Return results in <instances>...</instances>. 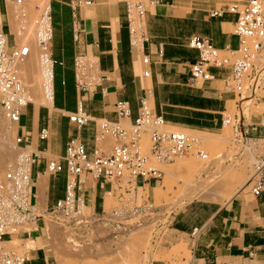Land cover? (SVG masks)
<instances>
[{
  "label": "crops",
  "instance_id": "obj_1",
  "mask_svg": "<svg viewBox=\"0 0 264 264\" xmlns=\"http://www.w3.org/2000/svg\"><path fill=\"white\" fill-rule=\"evenodd\" d=\"M128 1L95 0L84 11L81 7H70L68 0H48L49 39L45 59L48 78L40 82L41 87L46 85V91L42 88L33 103L27 100L31 105L21 110L19 122L36 151V163L30 167V206L37 204L40 178L46 180L42 213L63 196L64 190L63 171L45 178L44 155L59 159L71 139L82 143L88 154L96 147L92 123L77 127L66 118L65 114L74 112L78 105L93 119L114 122L117 118L113 105L122 100L127 103L131 122L137 114L139 98L147 89L153 112L166 125L210 132L222 128L226 104L234 100L233 94L222 87L227 71L210 69L212 80L199 86L188 85V66L198 58L197 51L186 46L190 36L206 38L219 51L237 49L238 40L233 33L235 14L224 11L225 0H141L145 12L140 50L129 45ZM4 11L0 0L1 31L5 26ZM213 11L220 15L211 16ZM48 53L52 61L51 89ZM88 53L87 61L80 60L77 64V78L85 73H97V77L88 82L84 92L76 91L74 61L79 55L86 58ZM142 56L148 58L147 78L141 75ZM239 124L247 138H264V112L250 116L248 122L241 118ZM41 128L47 130L45 141L37 139ZM85 185L88 208L97 211L103 190L98 189L96 182ZM193 228L198 234L192 240ZM168 231L167 238L191 239L188 264H264V193L253 197L250 190H243L224 205L184 209L173 214ZM32 238L36 240V248L23 264H51L54 259L46 239L40 235ZM173 245L177 251L183 247L178 240Z\"/></svg>",
  "mask_w": 264,
  "mask_h": 264
},
{
  "label": "built area",
  "instance_id": "obj_2",
  "mask_svg": "<svg viewBox=\"0 0 264 264\" xmlns=\"http://www.w3.org/2000/svg\"><path fill=\"white\" fill-rule=\"evenodd\" d=\"M95 0H68L72 8H89ZM156 2V0H149ZM20 0H16V5ZM224 11L235 14L233 33L238 45L235 51H219L211 46L204 37L190 36L186 46L198 53V58L188 66V85L199 86L212 80L210 69L227 71L222 83L225 91L240 99L245 91V82L254 74V61L264 51V0H225ZM145 9L141 0H130L127 3L126 22L129 45L140 50L144 40L142 18ZM211 16H219L213 11ZM21 21V22H20ZM22 27V20H19ZM49 27L47 40L40 45L48 51ZM46 45V46H45ZM6 35L0 30V114L9 127L16 155L12 161L0 169V264H23L28 260L25 250L12 251L2 246L16 236H26L37 232L29 230L28 224L41 221V215H34L29 205V186L31 184L30 167L36 163V152L29 144V135L19 127L21 110L29 103L24 99L25 87L18 77L16 65L27 53L24 45L13 46L9 52L4 50ZM220 53H223L222 55ZM50 89L52 82V61L49 58ZM85 59L79 55L74 61L76 91L84 92L87 84L82 76L77 78V64ZM79 60V61H77ZM140 63L144 67L143 78L148 77L146 66L148 58L142 56ZM247 86V85H246ZM116 121L93 119L78 105L74 112L67 113L71 124L82 127L92 123L96 130L93 140L102 141L103 135H109L114 145L107 152L95 147L90 154L85 146L77 140H69L59 159H46L44 169L54 176L64 172L63 196L45 212L48 221L57 225L64 234L65 243L74 250L86 240L101 243L108 239L125 236L142 227H151V233L163 228L169 229L173 213L165 206H155L152 202H136L137 186H149L162 178V172L154 164L170 163L176 158L192 155L201 162H208L207 154L197 136L182 130L167 129L161 116L155 114L149 101V90H143L135 118L129 121L127 103L115 101ZM120 121H126L122 124ZM233 121V123H231ZM235 133L232 141L252 153L251 174L246 185L250 194L257 197L264 193V138H247L244 127L236 117L222 115L221 126L230 125ZM97 129L99 133L97 134ZM46 128L38 131L37 139L45 141ZM147 137L146 149L142 137ZM250 141L253 151L250 149ZM97 183L103 190L99 209L88 208L85 196V183ZM110 196L113 205L104 208L103 198ZM63 224L59 226V221ZM43 236L48 240L46 229L40 227ZM38 233V232H37ZM198 230L193 228L190 238L193 240ZM51 264H56L52 261ZM184 264H188V261Z\"/></svg>",
  "mask_w": 264,
  "mask_h": 264
},
{
  "label": "rangeland",
  "instance_id": "obj_3",
  "mask_svg": "<svg viewBox=\"0 0 264 264\" xmlns=\"http://www.w3.org/2000/svg\"><path fill=\"white\" fill-rule=\"evenodd\" d=\"M6 1L2 0L5 10V26L4 30H2V33L6 35V46L4 47V50L9 52L13 44L15 46H26V44H24V42L21 44L20 41H16L17 39H15L16 37L13 33V31L16 29L14 24L15 22L11 23L12 26L14 25V29H12V26H10L11 29L9 28L8 13L10 12L7 10L8 6H6V4L8 2ZM81 9L86 11L90 8L81 7ZM46 14L45 11L41 9V7L38 9L34 8L30 12L32 17L37 15L36 17L40 19V22L42 21V23L46 20ZM36 21L38 22V20ZM40 22L39 26L41 24ZM44 24L45 28L43 27ZM44 24H41L44 29H40V32L44 36L45 40H43L46 41V23L44 22ZM41 42H43L42 39ZM40 48L42 49L43 54L40 52L37 55H45L46 49L42 46ZM220 54L222 55L223 53ZM37 55L35 53V56ZM88 56L89 53L87 54L86 58L82 60L87 61L89 58ZM32 61L33 57L30 54V56H27L22 61L24 62L22 63L24 68L22 67L21 63L14 65V68L18 77L24 83V96L29 102L33 103V101L36 100L34 97H38L42 93V87L40 86L41 81L38 76L39 74L37 71L35 72L34 70H30L32 68L28 66L29 64H27H31ZM25 62L27 63L25 64ZM254 66V74L251 75V77L245 82L246 89L243 92L242 97L240 99L235 98L232 101H228L226 104L224 116H229L231 119L236 117L237 122H239L241 118H245L246 122H248L250 116L264 112V103H262V97H264V51L261 52L256 58L254 61ZM96 77L97 73H85L81 79L85 80L87 83L94 82ZM120 123L127 124L126 121H120ZM231 123H233V121H231ZM231 123L230 125L223 126L219 130L210 132L190 130L175 126L170 127L167 125V129L170 130H182L194 136H199L198 138L210 137L211 139L216 140L215 142H207L202 139V141L205 142L204 144L202 143L203 149L205 150L209 161L201 162L195 159L192 155H186L183 156L182 159H189L192 157L194 159L193 161L196 160L195 163L191 162L190 164L192 165L180 167L177 168V170H171L169 173L166 172V169L170 166V163L155 164L158 169L163 171V179L158 182L151 183L149 186H137L135 193L137 204L142 200H147L152 202V204L155 206H165L168 212L176 214L180 211H183L184 209L194 206L198 207L200 205L209 204L224 205L227 204L230 199L237 194V192L243 190L248 191L249 186H246V181L251 174V165L253 163L252 153L232 141L235 133L233 132ZM98 133L99 130L97 129V134ZM146 139V136L142 137V141L144 140V143L147 144ZM251 142L252 141H250L248 144H250V149L253 151V144H251ZM113 145L114 142L112 138L106 134L103 135L102 141L96 144V146L104 152L109 151ZM44 156L47 159H50L49 156ZM47 175L48 174L46 172L44 175L45 178ZM205 180H209L207 187H211L210 189L213 188V190L217 192L216 195L218 197L213 195L209 198V196H206L202 191H199L198 194L189 197L188 194L195 190L194 187L199 186L201 182L203 183ZM220 189H222V191L224 189L225 192L222 193ZM228 191H233L236 193L228 199V193H226ZM44 192L45 191L42 192V195L39 193L38 200L36 199V206H32L34 213L36 215L40 214L42 216L41 221L27 225L29 230L37 228L38 233L35 232L34 234H30L28 237H13L12 239L14 240L12 243L3 246L5 249L17 252L20 250H25L27 255H30L31 251L36 248V240H34L32 237L40 235L42 239H45V237L42 235L43 232L40 229V227H44L47 230L46 233L49 231L47 234L49 241L46 240L49 245L47 248L50 249V253L52 254L56 264H147L153 261H162L168 264H184L189 260L190 254L188 250L192 246L191 239L189 237L167 238L166 235H168L169 231L165 228L152 234L151 227H142L125 236L105 240L101 243V245L96 242L86 240L79 246V248L72 250L65 243L64 234L57 228L56 225L48 221V217L45 212H41L43 210L42 204ZM103 201L104 208H110L113 205V199L106 194L103 198ZM61 224H63V222L60 220L59 226H61ZM174 240H178L182 243L183 247L178 251L173 245ZM37 241L39 242L38 238ZM179 254L181 255L179 256Z\"/></svg>",
  "mask_w": 264,
  "mask_h": 264
},
{
  "label": "bare ground",
  "instance_id": "obj_4",
  "mask_svg": "<svg viewBox=\"0 0 264 264\" xmlns=\"http://www.w3.org/2000/svg\"><path fill=\"white\" fill-rule=\"evenodd\" d=\"M6 1V0H5ZM6 2H8L7 4H6V6H8V8H7V10L10 12V13H8L9 14V20H8V22H9V28H10V26H12L11 25V23H13V22H15L14 24H15V30L13 31V33H14V36L16 37L15 39H17L16 41L18 42V41H20L21 42V44L24 42V44H26V47H27V50H28V53H27V55L24 57V58H22L18 63H21V65H22V63H24V62H22L27 56H30V54H31V56L33 57V61L31 62V64L30 63H27V62H25V64L27 63V64H29L28 66H30L32 69H30V70H34L35 72L37 71V73L39 74L38 76H40L41 77V82L43 83V81H45L46 80V78H48V76H47V70H48V68L46 69V67H48L47 65H46V67H45V64H47V61H45V59L47 58L46 56V53H47V51L45 50V55H37V54H39L40 52H41V54H43L42 53V49L40 48L41 47V45H40V43H41V39H42V41L44 42V36H43V34H41V32H40V29L41 30H43L44 28H45V24H44V22L46 23V39H47V28H48V26H47V17H46V20L42 23V21L40 22V19H38L36 16H34V17H32V15H30V12L35 8H40L41 7V9L43 10V11H45V14H46V12H47V4H48V0H20V4L19 5H16V0H7ZM39 17V16H38ZM19 20H22V27H20V22H19ZM36 20H38V22L36 21ZM39 22L43 25V27L41 26V24H40V26H39ZM16 23H17V26H16ZM14 26V25H13ZM12 26V27H13ZM43 28V29H42ZM11 29V28H10ZM12 29H14V27L12 28ZM11 31V30H10ZM44 32V33H45ZM44 39V40H43ZM17 45V44H16ZM35 53H36V55L37 56H35ZM34 54V55H33ZM39 56V57H38ZM35 57V58H34ZM18 63L16 64V65H18ZM22 67L24 68V66L22 65ZM30 67H28V68H30ZM27 68V67H26ZM15 69V68H14ZM47 81V80H46ZM49 81V80H48ZM44 85V84H43ZM48 85V84H47ZM44 86H46V85H44ZM42 87V88H44V90H45V87ZM46 91V90H45ZM24 96V95H23ZM24 99L27 101V99H26V97L24 96ZM42 99V98H41ZM45 99V98H44ZM40 100V99H39ZM43 100V99H42ZM28 102V101H27ZM29 103V102H28ZM38 103H39V101H38ZM168 126H170V127H174V126H172V125H168ZM203 135H205V134H203ZM196 136V135H195ZM199 137V136H198ZM215 138V137H214ZM200 139V143H201V146H202V148H203V144L205 143L204 141H207V142H215L216 140H213V139H211L210 137L209 138H207V137H200L199 138ZM202 139L204 140V141H202ZM143 143H142V145H143V147L146 149V147H147V144L146 143H144V140L142 141ZM203 143V144H202ZM16 155V150L14 149V147H13V143H12V139H11V137H10V133H9V127H8V125H7V123H6V121L4 120V118H3V116L0 114V169H3V167L5 166V164L6 163H8V162H10V161H12V159L14 158V156ZM194 159L192 158V157H190L189 159H182V157L181 158H176V160L174 159L172 162H170V166L169 167H167V169H166V172L167 173H169L171 170H177V168H180V167H184V166H189V165H192V164H190L191 162L193 163H195V161H193ZM158 164H163V163H158ZM165 164H168V163H165ZM155 165V164H154ZM193 167V166H192ZM161 170V169H160ZM161 172L163 173V171L161 170ZM164 175V174H163ZM230 175V174H229ZM238 175V174H237ZM207 176V175H206ZM231 176V175H230ZM40 177V176H39ZM189 177V176H188ZM185 178V177H184ZM161 179H163V176H162V178ZM181 179H183V178H181ZM207 180V179H206ZM204 181L203 183L201 182V184L200 183H198V184H200L199 186H196V187H194V191H191V193H189L188 195H189V197H192V196H194V195H196V194H198V192L199 191H202L206 196H209V198H210V196H213V195H216V193L217 192H215L214 190H213V188L212 189H210V188H208L207 187V184H208V182H209V180L208 181ZM212 180V179H211ZM182 182V181H181ZM184 182H185V180H184ZM200 182V181H199ZM183 183V182H182ZM186 183V182H185ZM86 184V183H85ZM197 184V185H198ZM215 184V183H214ZM192 185V184H191ZM221 185V184H220ZM179 186V185H178ZM193 186V185H192ZM226 187V186H225ZM223 188V187H222ZM46 190V180L45 179H41L40 178V180H39V193H40V195H42V192L43 191H45ZM221 190V192L223 193V192H225V190L223 189V191H222V189H220ZM219 190V191H220ZM178 193V192H177ZM185 193V192H184ZM188 193V192H187ZM202 193V194H203ZM226 193H228L227 195V197H228V199L229 198H231L235 193L232 191V192H226ZM187 195V196H188ZM204 195V196H205ZM217 196V195H216ZM220 196H222V195H220ZM219 196V197H220ZM218 197V196H217ZM226 197V198H227ZM202 198H205V197H202ZM208 198V197H207ZM221 202V201H220ZM31 209H32V212H33V214L34 215H36L35 213H34V211H33V208L31 207ZM89 209H91V208H89ZM44 226H46V225H44ZM57 226V225H56ZM49 233V231L47 232V234ZM14 239H12L11 241H6V242H3L2 243V246H4V245H6V244H10V243H12V241H13ZM49 241V240H48ZM178 255V254H177ZM181 254H179V256H180ZM173 257V256H172ZM179 258V257H178Z\"/></svg>",
  "mask_w": 264,
  "mask_h": 264
}]
</instances>
